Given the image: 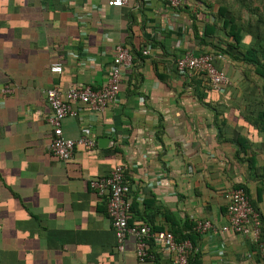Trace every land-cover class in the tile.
<instances>
[{
  "label": "crops",
  "instance_id": "crops-1",
  "mask_svg": "<svg viewBox=\"0 0 264 264\" xmlns=\"http://www.w3.org/2000/svg\"><path fill=\"white\" fill-rule=\"evenodd\" d=\"M108 1L0 0V87L13 88L0 102V264H139L134 237L117 252L106 198L89 185L119 165L128 225L172 234L208 221L193 264H264V249L222 231L226 194L244 187L264 233V131L244 118V92L260 80L223 55L216 62L230 84L222 92L177 73L183 52L212 51L199 38L213 22L191 0L181 10L162 0H124L120 8ZM218 24L206 41L223 38ZM126 44L135 54L116 102L103 112L77 105L78 117L61 123L65 138L87 135L94 146L59 161L48 149L46 91L100 87L114 47ZM144 44H152L147 56ZM52 64L61 74L50 73ZM163 246L153 243L155 262L175 264Z\"/></svg>",
  "mask_w": 264,
  "mask_h": 264
},
{
  "label": "built area",
  "instance_id": "built-area-1",
  "mask_svg": "<svg viewBox=\"0 0 264 264\" xmlns=\"http://www.w3.org/2000/svg\"><path fill=\"white\" fill-rule=\"evenodd\" d=\"M171 8L178 9L186 3V0H162ZM108 7L120 8L125 5L124 0H109ZM152 46L147 44L142 49V55H149ZM215 58H222L214 53L193 54L185 51L174 61L178 74L191 78L201 76L210 88L215 92H222L229 86V78L214 66ZM133 65V55L130 49L124 45L114 47L113 58L108 66L106 81L98 88L84 85L79 88H71L61 91L51 88L46 91L45 97L50 109L47 122L51 127V140L49 153L61 162L71 159L77 147L92 148L94 141L87 135L78 139H67L62 134L61 123L66 117H78L77 105H84L96 112H103L106 108L116 102L119 94V84L126 76V72ZM52 74H61L60 64H52L49 68ZM13 93L11 85L0 87V102ZM125 167L116 166L108 176L91 180L90 188L99 197L106 198L107 215L110 219L112 229L116 238V250L122 253L124 242L128 236L136 240V259L139 264H156L153 256L149 255L147 243L153 239L158 244H163V249L174 253L175 264H189L188 257L192 250L189 241L176 242L169 232L155 233L148 225H128V215L131 203L128 199L129 187L124 182ZM226 214L228 225L222 231L230 230L233 233L246 236L251 244L264 249V242H259L261 235V224L259 214L251 207L248 197L241 189H234L226 194ZM212 228L208 221H198L194 226V232L203 234Z\"/></svg>",
  "mask_w": 264,
  "mask_h": 264
},
{
  "label": "trees",
  "instance_id": "trees-1",
  "mask_svg": "<svg viewBox=\"0 0 264 264\" xmlns=\"http://www.w3.org/2000/svg\"><path fill=\"white\" fill-rule=\"evenodd\" d=\"M182 7L187 8L186 5H182L178 9L181 10ZM217 14L221 23L219 30L221 31V34H223L227 38V40L217 37V40L214 41L205 40L206 37L210 38L211 36H215V28L217 24L213 23L209 26H205L203 36L199 38L201 47H211L212 51L204 53L223 55V57L226 56L234 62L242 63L246 68L244 73L246 79H250L251 75L258 77L261 84L254 83L251 80V83H253V87H248V90L244 92L245 94H247V101L249 102L246 103V114L244 118L248 123L253 124L260 131H264V33L262 30L263 26L261 25L264 24V21L262 18H258V24L254 26L253 31L252 26L249 23L245 25L240 24V21L225 7L220 6L218 8ZM189 15L194 21L195 13L190 12ZM192 29L196 36L197 30L195 26H192ZM126 46L129 47L132 55L135 54L134 49L129 44H126ZM139 54L141 55V53ZM216 60L217 58H215L214 60L215 68L225 74V72L222 71L218 66ZM236 189H241L243 191V193L248 197L251 207L258 213V210L253 206L246 189L244 187H239ZM259 219L261 224V235L259 242H264V233L262 231L261 221L262 217L260 214ZM193 226L194 225H189L180 232H172L175 241L183 242L187 240L191 243L192 248H194L196 245V240L198 239V235L197 233L192 231ZM153 243L154 241L149 242L148 253L149 255L153 256L154 259H157L155 254L152 252ZM188 263L193 264L190 259H188Z\"/></svg>",
  "mask_w": 264,
  "mask_h": 264
},
{
  "label": "rangeland",
  "instance_id": "rangeland-1",
  "mask_svg": "<svg viewBox=\"0 0 264 264\" xmlns=\"http://www.w3.org/2000/svg\"><path fill=\"white\" fill-rule=\"evenodd\" d=\"M191 2L199 6L203 15L207 16L211 22L217 25L220 23L217 14L220 6L228 9L240 21V24L245 25L249 23L253 31L254 26L258 24V18H262L264 21V0H191ZM261 25L264 27V24ZM263 27L262 30L264 33ZM223 39L227 40L224 35Z\"/></svg>",
  "mask_w": 264,
  "mask_h": 264
}]
</instances>
